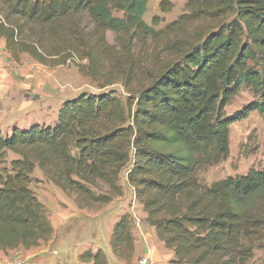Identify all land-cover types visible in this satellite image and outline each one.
<instances>
[{"label": "trees", "instance_id": "obj_1", "mask_svg": "<svg viewBox=\"0 0 264 264\" xmlns=\"http://www.w3.org/2000/svg\"><path fill=\"white\" fill-rule=\"evenodd\" d=\"M149 1L0 0V38L16 61L28 54L51 67L74 62L106 85L120 77L130 91L126 104L113 91L82 93L54 125L0 130L1 250L52 238L49 210L31 187L39 169L88 210L122 196L126 172L145 221L174 252L170 264L253 257L264 238V166L211 185L198 172L229 157L233 123L264 114V0H186L187 11L160 29L159 16L152 25L144 18ZM160 9L171 3L161 0ZM242 86L257 99L226 116ZM7 151L19 157L7 164ZM132 224L121 216L110 237L125 263L135 253ZM79 260L109 264L101 249Z\"/></svg>", "mask_w": 264, "mask_h": 264}, {"label": "rangeland", "instance_id": "obj_2", "mask_svg": "<svg viewBox=\"0 0 264 264\" xmlns=\"http://www.w3.org/2000/svg\"><path fill=\"white\" fill-rule=\"evenodd\" d=\"M168 1L171 3V10L168 12L161 11V0L149 1L144 18L152 25L153 18L159 16L161 21L155 25L156 29L163 28L187 11L186 0ZM115 37L113 32L107 33L110 42H114ZM124 82L125 80L116 77L112 84L106 85L105 79L95 80L82 74L74 62L51 67L37 62L28 54H22L20 61H16L6 45L0 43V130L7 134L16 127L27 129L34 124L54 125L63 104L82 93L99 95L113 91L126 104L130 91ZM139 85L134 83L133 88ZM256 99L257 96L249 87L242 86L226 106L225 115L231 116ZM18 157L12 151H7L4 160L9 164L12 159ZM263 166L264 114L256 111L248 118L231 125L229 157L219 164L200 169L198 177L202 183L211 185L229 176L245 174L251 168ZM120 183L124 189L122 196L116 197L107 205L81 210L72 196L66 195L37 169L31 187L39 199L47 204L55 230L50 241L30 248L32 252L28 251L30 249H24V258L33 255L30 264H77V251L85 249L86 240L95 238L98 234L94 221L97 217H104L115 206L130 208L133 220L136 217L142 220V208L133 187L127 182L126 172H123ZM65 214L70 216L69 220H65ZM101 224L103 227L99 242L106 248L109 245L111 223L106 220ZM37 251L38 258L34 257V252ZM253 253L248 264H264V238L255 243Z\"/></svg>", "mask_w": 264, "mask_h": 264}, {"label": "crops", "instance_id": "obj_3", "mask_svg": "<svg viewBox=\"0 0 264 264\" xmlns=\"http://www.w3.org/2000/svg\"><path fill=\"white\" fill-rule=\"evenodd\" d=\"M0 43H3L6 45L5 39L0 38ZM40 201L44 205L47 206V204L43 200H40ZM141 208H142V213H141L142 220L137 219V217L134 215L136 217V219L133 220V224H132V231H133V235H134L135 253H134V257L130 263H123L122 261L118 260V258L113 253L111 245H110V237H111L113 226H114L115 222L121 216H123L125 214L132 215L130 208H125V207L116 208L115 206L111 208L112 210H110L107 215H105L104 217H102V216L97 217V219L94 220L95 225L98 228V234L95 238L91 237V239H87L89 241L86 240L85 249H83L81 251L79 249L80 247L78 248L79 250L77 251V259L75 262L77 264H80V262L78 260L79 254L82 253L83 251H85L86 249L91 248L94 251H97L99 249L103 250L108 256L109 264H138V261L145 256L150 257V263L149 264H170V261L174 258V252L172 250L167 249L165 246V243L162 242L158 238L155 227L151 226L150 224H148L145 221L147 214L143 210L142 205H141ZM81 210H87V209H81ZM57 213H58V211H57ZM64 216H65V220L70 219V216L68 214H65ZM106 220L110 221L111 229L109 231V245L106 248H104L103 246H101V244L99 242V240H100L99 235H100L101 229L103 227L101 223H103ZM51 221L55 227V223H54L53 219ZM96 221H98V223ZM99 221H100V223H99ZM24 249L26 250V248L23 246L18 247L16 249H12V250H7V251L0 249V264H8L13 259H21L24 262V264H30L29 263L30 258L33 255L32 256L30 255V257L24 258V256H23V253H24L23 250ZM28 251L32 252L33 250L30 249ZM38 255H39L38 251L34 252V257L38 258ZM82 264H84V263H82Z\"/></svg>", "mask_w": 264, "mask_h": 264}, {"label": "built area", "instance_id": "obj_4", "mask_svg": "<svg viewBox=\"0 0 264 264\" xmlns=\"http://www.w3.org/2000/svg\"><path fill=\"white\" fill-rule=\"evenodd\" d=\"M150 263V257L145 256L141 258L138 261V264H149ZM8 264H24V262L21 259L11 260Z\"/></svg>", "mask_w": 264, "mask_h": 264}]
</instances>
